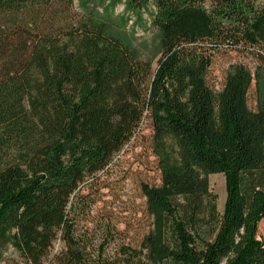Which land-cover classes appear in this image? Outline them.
I'll use <instances>...</instances> for the list:
<instances>
[{"label": "trees", "instance_id": "16d2710c", "mask_svg": "<svg viewBox=\"0 0 264 264\" xmlns=\"http://www.w3.org/2000/svg\"><path fill=\"white\" fill-rule=\"evenodd\" d=\"M107 1L0 0V264H264V0ZM121 4L146 14L154 59ZM233 51L260 68L234 66L215 93L208 70ZM146 120L160 172L141 185L149 229L85 228L83 191Z\"/></svg>", "mask_w": 264, "mask_h": 264}, {"label": "rangeland", "instance_id": "374dc122", "mask_svg": "<svg viewBox=\"0 0 264 264\" xmlns=\"http://www.w3.org/2000/svg\"><path fill=\"white\" fill-rule=\"evenodd\" d=\"M87 0H73L74 12H81ZM106 5H112L111 0ZM115 14L130 16V27L136 31L135 46L139 52L148 59H154L157 51V34L149 27L146 14L137 19L125 12L124 6L116 5L111 9ZM140 20V21H138ZM243 65L255 77L260 68V61L256 54L251 52H227L214 57L206 81L215 93L220 92L225 79L234 66ZM264 74V73H263ZM258 91L255 81L248 92V105L254 108ZM210 191L216 194L218 216L214 232L219 228L220 214L225 200V184L222 174H209L206 176ZM160 172L157 168V159L152 145V129L150 121L146 120L140 130L128 141L123 148L114 154L109 165L97 175L96 183L86 188L83 193L91 202L90 213L82 226L92 231H99L104 225L112 224L116 228L133 237L147 231L151 218L146 211L145 199L141 192L144 183L158 184ZM259 234L264 237V221L259 225ZM195 253L200 256L204 250V243L190 234ZM213 234L208 238L212 239ZM57 246V245H56ZM3 256L18 259L17 253L10 247L2 246Z\"/></svg>", "mask_w": 264, "mask_h": 264}]
</instances>
